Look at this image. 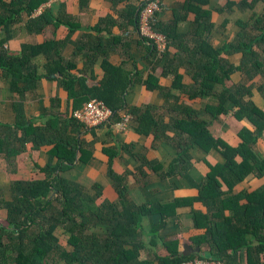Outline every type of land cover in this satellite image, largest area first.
I'll return each mask as SVG.
<instances>
[{
  "label": "trees",
  "instance_id": "trees-1",
  "mask_svg": "<svg viewBox=\"0 0 264 264\" xmlns=\"http://www.w3.org/2000/svg\"><path fill=\"white\" fill-rule=\"evenodd\" d=\"M45 1L0 0V32L5 34L0 39V76L9 79L10 91L20 97L13 104L15 123H0V155L17 156L25 151L29 143L33 150L52 146L50 161L39 168L44 174L43 179L13 183L11 201H4L0 195V209L6 212L4 221L0 220V264H182L194 259L223 264H264V184L250 192L234 193V187L249 176L264 177V158L254 150L264 131V111L251 100L254 84L246 82L260 75L262 80L256 87L264 97V10L260 15L254 14L247 22L238 21L240 32L221 47L213 46L208 37L214 29L212 12L206 7L210 0H187L184 13L176 12L175 20L169 24L155 20V30L165 34L169 44L161 55L150 44L148 58L151 57L153 64L164 61L163 74L173 73L174 82L170 89H166L151 75L144 82L147 88L160 91L167 104L171 98L178 99L173 91H180L190 99H203L216 94L218 102L206 105L203 110L210 120L201 118L196 109L175 103L173 111L177 115L165 125L156 119L151 105L127 107L124 94L131 83L130 73L109 63L106 50L101 62L104 75L97 85L88 87L86 77H75L70 73L75 64L65 60L61 51L70 34L80 28L71 17L55 18L45 11L38 17L29 18L32 33H40L47 25L65 26L69 34L64 40L24 44L18 53L4 48L11 37L10 28L24 15L30 17ZM128 1L110 0L113 5ZM259 1L264 0H227L224 8L218 11L230 13L234 7L241 11L253 9ZM147 2L138 7L127 6L122 11L121 19L126 21V26L134 25L139 31L140 13ZM84 3L85 0H82L81 4ZM187 13L195 15L189 35L193 47H188V38L177 32L178 20L186 18ZM101 25H104L103 28ZM112 26L115 22L104 19L94 30L96 33L102 29L108 32ZM172 44L180 52L170 59L168 48ZM85 45H78L74 55ZM181 50H188L189 53L188 61L192 65L189 71L194 79L191 86L183 84V75L179 72L184 62ZM237 52L241 53L238 65L223 56ZM39 55L46 60L45 77L56 80L72 99V113L90 99H98L113 112L110 124L101 127L111 129L120 120L121 113L126 112L133 117L137 134H153L156 141L163 140L169 144L178 156L170 164L167 175L183 176L189 170L190 150L194 147L205 153L218 151L222 162L208 164L210 171L201 182L199 196L151 206L133 203L128 198L126 184L127 175L132 173L118 175L111 168L113 158L120 151L119 146L103 148L109 156L107 175L118 196L116 202L104 200L97 203L101 196L99 185H93V193H90L85 187L63 177V173L75 167L77 160L86 163L91 156V151L76 134L67 133L68 127L72 125L76 132L80 128L94 129L87 128L72 115L66 122H61L58 116H51L43 126H34L26 119L24 96L35 91L41 79L32 63ZM86 59L92 67L93 54L87 55ZM176 60L178 63L174 66ZM235 71L244 74L245 79L225 86V80ZM230 110H233L236 120H246L253 127V130L243 128L238 132L239 143L236 146L213 136L209 129L211 120ZM168 132H174V135L168 136ZM121 149L132 153L130 145L123 144ZM133 156L140 161L137 182L146 176L143 166L156 173L162 169L158 162L149 161L142 155ZM223 186H226V191ZM196 202L203 203L208 212L195 209L191 212L193 227L202 233L191 239L200 252L188 256L180 251L179 240L166 242L161 232L168 221L177 216L179 208L193 207ZM226 211L229 215H225ZM156 215L160 216L158 223L153 221ZM143 219H149L146 231L143 230ZM145 238L147 241H144ZM160 243H163L167 255L155 251ZM141 252L146 254L145 259H141Z\"/></svg>",
  "mask_w": 264,
  "mask_h": 264
},
{
  "label": "crops",
  "instance_id": "crops-1",
  "mask_svg": "<svg viewBox=\"0 0 264 264\" xmlns=\"http://www.w3.org/2000/svg\"><path fill=\"white\" fill-rule=\"evenodd\" d=\"M81 1L46 0L30 17L24 15L18 23L10 28L11 37L4 45V48L11 53H18L24 44L37 45L48 41L64 40L69 34L65 26L47 25L40 33H32L29 29V18L38 17L45 11H48L55 18L61 16L71 17L80 28L70 34L69 39L62 48L61 55L65 60L74 62L75 69L70 73L75 77H86L88 87L97 85L103 78L104 73L101 68V62L103 60V52L106 50V58L109 63L119 66L130 73L131 83L124 94L127 107L151 105L155 109L156 119H159L165 125L170 124L177 115L173 111L175 103L196 109L200 112L201 118L210 120L209 115L204 113L203 110L208 104H218L216 94L203 99H190L180 91H173V94L178 99L171 98L167 104L160 91H150L144 83L151 75H154L158 79L159 85L166 89H170L174 82L173 73H168L167 76L163 74L164 61L153 64L151 57L148 58L150 43L140 37L134 25L129 24L126 26V21L121 19L122 11L127 6L138 7L149 0H129L116 5H113L110 0H85L83 5ZM160 1L162 10L158 13L157 19L162 24H169L175 20L176 12L183 11L187 0ZM250 1L248 0V2ZM235 2H238V0H235ZM226 3L227 0H210L208 6H206L212 12L211 22L214 24L213 31L207 36L215 47H221L224 43L231 42L235 38L240 32V28L237 25L238 21L247 22L254 14L260 15L264 10V1H259L253 9L241 11L234 7L230 13H220L218 10L223 9ZM104 19L115 22V26L109 27L108 32L102 29L101 32L96 33L94 29ZM194 20L195 15L187 13L186 18L178 20L177 24V32L188 38L186 41L188 47H193L194 45L192 38L189 36ZM224 23L226 24L223 27ZM103 26L101 25V28ZM4 36V32H0V39H3ZM80 44L86 45L81 47L77 55H74ZM168 50L170 59L180 52L179 48L173 44L169 46ZM90 54L95 57L92 67H90L88 59H86L87 55ZM180 54L181 59L184 61L179 67V72L183 75V84L191 86L194 84V79L189 71L192 69V65L188 61V50H181ZM223 56L234 65H238L241 59V53L239 52L228 55L223 54ZM45 62L46 60L42 55L32 60L38 74L41 75V79L36 90L26 93L23 101L26 119L32 121L34 126H43L51 116H58L61 122H66L72 115V99H69L68 93L58 86L56 80L45 77ZM177 63L178 61L176 60L174 66ZM244 79V74L240 71H235L225 80L224 85L232 86L242 82ZM261 80L262 77L256 75L253 79L246 82L247 84H254L251 100L264 111V97L256 87ZM220 90L221 87L218 88V91ZM19 100V95L10 91L9 79L0 76V123L9 125L15 123L16 114L13 104ZM233 110L220 115L216 120H211L209 129L213 136L222 138L228 144L236 146L239 143L238 132L243 128L253 130V127L246 120H236L233 116ZM135 126V122L131 121L128 128L124 131L114 127H111V129L99 127L90 131L80 128L78 132L75 131L72 125L69 126L67 133L76 134L77 138L84 142L86 149L91 151V156L86 163H81L77 160L75 167L63 173L62 176L85 187L90 193H93V185H99L101 187V196L98 198L97 203H101L104 200L116 202L118 196L112 188L111 181L107 175L109 156L103 152V148L119 146L120 151L113 158L111 168L118 175H122L125 172L132 173L127 175L126 184L128 186V198L133 203L151 206L156 203H167L175 199L198 197L201 182L210 171L208 164L216 165L222 162L220 153L216 150L205 153L202 149L194 147L190 150L189 170L183 176H170L167 175V172L170 164L178 156L177 152L165 141H156L153 134L149 136L137 134L134 130ZM167 135L173 136L174 132H168ZM123 144L132 146L131 154L121 149ZM51 149V145H45L40 149L33 150L32 144L29 143L26 145L25 151L17 156L4 157L0 155V195L4 201H11L13 183L44 178V174L40 172L39 168H43L50 161ZM254 150L259 156L264 158V131L262 137L254 146ZM132 154L142 155L149 161L158 162L162 165V169L156 173L143 166L142 170L146 176L137 182L136 178H140L137 173L140 161ZM144 181L145 183L143 184L142 182ZM263 184L264 177L249 176L234 187V193L241 191L250 192ZM223 190L226 191V186H223ZM194 209L204 213L208 212L207 207L201 202H196L193 207L185 206L179 208L177 216L171 218L161 232L166 242L179 240L180 251L183 254L186 245L191 246L193 249L199 248L191 242L192 237L202 233V231L193 227L191 212ZM225 215H229V211H226ZM5 218V210L0 209V220L4 221ZM159 220L160 216H154V223H158ZM142 226L144 231L148 230L149 219H143ZM144 241H147V238ZM155 251L159 254H168L163 243H160L155 248ZM140 254L141 259H145L146 254L144 252Z\"/></svg>",
  "mask_w": 264,
  "mask_h": 264
},
{
  "label": "built area",
  "instance_id": "built-area-1",
  "mask_svg": "<svg viewBox=\"0 0 264 264\" xmlns=\"http://www.w3.org/2000/svg\"><path fill=\"white\" fill-rule=\"evenodd\" d=\"M161 10L162 4L160 0H149L140 13L138 31L141 38L146 39L148 43L155 46L159 55L165 52L169 44L167 36L159 31H156L154 28V22L157 19V14ZM72 116L80 123L84 124L87 128L96 129L110 124L113 112L101 100L90 99L80 109L74 111ZM131 121H133V117L129 113L122 112L120 120L112 125V127L124 131L128 128ZM182 264L223 263L194 259Z\"/></svg>",
  "mask_w": 264,
  "mask_h": 264
},
{
  "label": "water",
  "instance_id": "water-1",
  "mask_svg": "<svg viewBox=\"0 0 264 264\" xmlns=\"http://www.w3.org/2000/svg\"><path fill=\"white\" fill-rule=\"evenodd\" d=\"M195 252H200V248H196V249H193L191 246L189 245H186L185 246V251H184V255H191V254H194Z\"/></svg>",
  "mask_w": 264,
  "mask_h": 264
}]
</instances>
